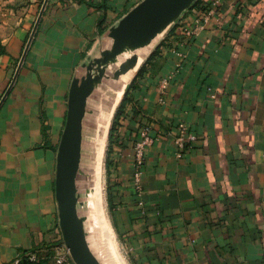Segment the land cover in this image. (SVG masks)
I'll use <instances>...</instances> for the list:
<instances>
[{
	"label": "crops",
	"instance_id": "crops-1",
	"mask_svg": "<svg viewBox=\"0 0 264 264\" xmlns=\"http://www.w3.org/2000/svg\"><path fill=\"white\" fill-rule=\"evenodd\" d=\"M140 1L48 0L0 107V264L59 239L56 154L71 81ZM42 2L0 0V98ZM198 2L211 8L205 29L180 43L171 24L138 49L130 75L104 79L87 99L76 209L101 264V230L120 264H264V0ZM128 88L106 167L108 131ZM180 121L197 139L178 156ZM145 125L154 142L140 206L132 147Z\"/></svg>",
	"mask_w": 264,
	"mask_h": 264
},
{
	"label": "water",
	"instance_id": "water-1",
	"mask_svg": "<svg viewBox=\"0 0 264 264\" xmlns=\"http://www.w3.org/2000/svg\"><path fill=\"white\" fill-rule=\"evenodd\" d=\"M194 1L141 0L110 28L111 46L101 50L97 56L88 57L83 64L85 73L71 81L65 125L56 154L55 197L62 239L76 264H101L88 246L76 209L75 177L80 161L82 119L87 99L104 79H118L133 69L138 59L136 51L154 41ZM47 3L48 0H43L41 4L12 79L0 98V107L18 76ZM121 56L123 58L119 60ZM117 63L118 68L111 72L110 69Z\"/></svg>",
	"mask_w": 264,
	"mask_h": 264
},
{
	"label": "built area",
	"instance_id": "built-area-1",
	"mask_svg": "<svg viewBox=\"0 0 264 264\" xmlns=\"http://www.w3.org/2000/svg\"><path fill=\"white\" fill-rule=\"evenodd\" d=\"M218 3V0H212L211 6ZM211 8H202L198 2L195 3L184 10L180 16L172 23V26L180 32L183 43L184 40L189 39L200 31L205 29L211 17ZM174 72H170L168 76L162 78L158 84V90L161 96L167 88L169 80L173 76ZM197 136L189 129L188 125L180 121L175 126V134L173 137V143L176 149V154L179 156L182 152L192 146ZM154 142V137L151 135L150 127L145 125L137 134V138L133 143V165H132V181L133 188L136 195L138 196V203L143 206L142 195L144 193V188L141 179L142 166L144 164L145 151ZM51 255L49 257L50 264H76L71 256L68 247L65 245L60 232L59 239L50 246ZM39 249L37 251L30 250L25 253L26 260L29 264H37L40 260L46 258L43 254L41 255ZM23 256V255H22ZM17 258L13 264H20L21 258Z\"/></svg>",
	"mask_w": 264,
	"mask_h": 264
},
{
	"label": "trees",
	"instance_id": "trees-1",
	"mask_svg": "<svg viewBox=\"0 0 264 264\" xmlns=\"http://www.w3.org/2000/svg\"><path fill=\"white\" fill-rule=\"evenodd\" d=\"M194 3H195V1L192 3V5ZM131 86L132 85L130 84L129 88ZM129 88L125 91L122 100L120 101L119 105L117 106V108L114 112L112 123H111L109 131H108V139H107L106 149H105V166L106 167H107V159H108L109 153L112 150V145L115 143H118L117 142L118 138L116 137V134H117V131L119 128V118L124 114L125 106L129 101V98H128ZM37 250H39V249H36L33 251H37ZM25 253L23 254V256L21 258L20 264H29L28 261L26 260ZM39 253L41 255L43 254L44 256H46V258L43 260H40L37 264H50V261H49V257L51 255L50 246L47 248V250L45 252L43 251V253H42V251H39Z\"/></svg>",
	"mask_w": 264,
	"mask_h": 264
},
{
	"label": "bare ground",
	"instance_id": "bare-ground-1",
	"mask_svg": "<svg viewBox=\"0 0 264 264\" xmlns=\"http://www.w3.org/2000/svg\"><path fill=\"white\" fill-rule=\"evenodd\" d=\"M100 228H102V227H100ZM101 231L106 232L105 230H101ZM101 231L100 232L99 231H97V232L95 231V235L97 237L100 253H101V256L103 258L104 263L105 264H120L118 259L116 258V255H115L116 252L114 253L112 248H111L113 245L110 246V243H107V242H110V240L107 241V242L105 241V239H104L105 235ZM99 233H102V235H104V237H101L102 235H100ZM107 237L109 238L110 236H107Z\"/></svg>",
	"mask_w": 264,
	"mask_h": 264
},
{
	"label": "rangeland",
	"instance_id": "rangeland-1",
	"mask_svg": "<svg viewBox=\"0 0 264 264\" xmlns=\"http://www.w3.org/2000/svg\"><path fill=\"white\" fill-rule=\"evenodd\" d=\"M123 58V56H121L120 57V59L119 60H121ZM109 70V69H108ZM126 75H130L129 74V72L128 73H126ZM124 77H126V78H124L121 82L123 83V81L124 80H126L127 79V77H129V76H124ZM108 95H111L110 93L108 94ZM93 97V96H92ZM93 168V164L91 165V169ZM81 200L83 201V196H82V198H81ZM102 209H103V206H102ZM103 213H104V211H103ZM109 226V225H108ZM110 228V227H109ZM110 231H111V229H110ZM112 233V232H111ZM95 250V249H94Z\"/></svg>",
	"mask_w": 264,
	"mask_h": 264
}]
</instances>
